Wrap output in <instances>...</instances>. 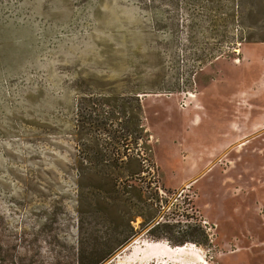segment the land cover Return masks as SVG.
Returning a JSON list of instances; mask_svg holds the SVG:
<instances>
[{
  "label": "rangeland",
  "instance_id": "rangeland-1",
  "mask_svg": "<svg viewBox=\"0 0 264 264\" xmlns=\"http://www.w3.org/2000/svg\"><path fill=\"white\" fill-rule=\"evenodd\" d=\"M260 39L264 0H0V264H264Z\"/></svg>",
  "mask_w": 264,
  "mask_h": 264
},
{
  "label": "trees",
  "instance_id": "trees-1",
  "mask_svg": "<svg viewBox=\"0 0 264 264\" xmlns=\"http://www.w3.org/2000/svg\"><path fill=\"white\" fill-rule=\"evenodd\" d=\"M177 0H154V2H175ZM207 2L210 1H214V0H205ZM260 40H264V39H260ZM138 121H140V118L137 117V121L136 124H138ZM143 129H141V133H139V131L137 132V130H133L130 134V137L133 140H137L138 138H142L143 137ZM143 171V169H133L130 171V176L135 177L139 174H141V172ZM157 207V206H156ZM158 208V207H157ZM159 210V209H158ZM130 223V221H129ZM131 231H133V227L131 226ZM129 238L126 237L124 240H119V242L117 241L116 245H111V247H109V249L107 250H102V251H98L97 249L92 250L89 254H84L83 252H81L76 260V264H103L105 263L113 254L114 249H116L118 246H122L124 243H126V241ZM179 244H182L183 241L180 242H176ZM200 243V242H198Z\"/></svg>",
  "mask_w": 264,
  "mask_h": 264
},
{
  "label": "built area",
  "instance_id": "built-area-1",
  "mask_svg": "<svg viewBox=\"0 0 264 264\" xmlns=\"http://www.w3.org/2000/svg\"><path fill=\"white\" fill-rule=\"evenodd\" d=\"M158 190H159V193H160V195L161 196H163V194L162 193H164L163 191H162V189L161 188H159L158 187ZM160 201V200H159ZM161 205H159V202L157 203L156 202V206L158 207V209H159V211H161V207L163 206V201H162V199H161ZM175 211V210H174ZM186 211V210H185ZM175 214V213H174ZM184 214V213H183ZM193 214V213H192ZM187 216H189V214H188V211H187V214H186ZM200 222H199V225L201 226V227H203L207 232L208 231H210V229H211V226H210V223L206 220V219H200L199 220ZM157 224H160V221L159 220H157Z\"/></svg>",
  "mask_w": 264,
  "mask_h": 264
},
{
  "label": "bare ground",
  "instance_id": "bare-ground-1",
  "mask_svg": "<svg viewBox=\"0 0 264 264\" xmlns=\"http://www.w3.org/2000/svg\"><path fill=\"white\" fill-rule=\"evenodd\" d=\"M185 250V246L184 245H178L176 247H172V250H170V253H175V254H178V253H181Z\"/></svg>",
  "mask_w": 264,
  "mask_h": 264
}]
</instances>
